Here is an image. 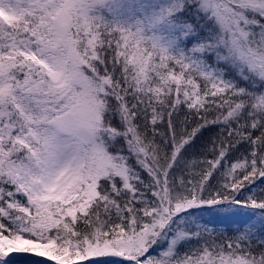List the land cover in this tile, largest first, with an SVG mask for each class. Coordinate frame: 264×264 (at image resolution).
<instances>
[{
  "label": "snow or ice",
  "instance_id": "6c2138e0",
  "mask_svg": "<svg viewBox=\"0 0 264 264\" xmlns=\"http://www.w3.org/2000/svg\"><path fill=\"white\" fill-rule=\"evenodd\" d=\"M0 264H264V0H0Z\"/></svg>",
  "mask_w": 264,
  "mask_h": 264
},
{
  "label": "trees",
  "instance_id": "16d2710c",
  "mask_svg": "<svg viewBox=\"0 0 264 264\" xmlns=\"http://www.w3.org/2000/svg\"><path fill=\"white\" fill-rule=\"evenodd\" d=\"M182 119H183V113H181L178 117H175L174 116V120L177 121V123L180 120H182ZM209 135H210V133H208L207 131H205L203 138L197 141V148L194 149V151H198L199 150L200 145H202L207 140V138H208Z\"/></svg>",
  "mask_w": 264,
  "mask_h": 264
}]
</instances>
